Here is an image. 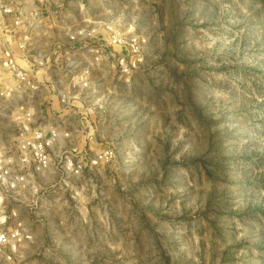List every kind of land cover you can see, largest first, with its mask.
I'll return each instance as SVG.
<instances>
[{
	"label": "rangeland",
	"instance_id": "374dc122",
	"mask_svg": "<svg viewBox=\"0 0 264 264\" xmlns=\"http://www.w3.org/2000/svg\"><path fill=\"white\" fill-rule=\"evenodd\" d=\"M123 17L150 52L92 117L116 155L41 183L20 211L32 241L0 264H264V0H135Z\"/></svg>",
	"mask_w": 264,
	"mask_h": 264
},
{
	"label": "built area",
	"instance_id": "2783aa9c",
	"mask_svg": "<svg viewBox=\"0 0 264 264\" xmlns=\"http://www.w3.org/2000/svg\"><path fill=\"white\" fill-rule=\"evenodd\" d=\"M135 0H0V254L10 260L34 232L20 217L43 182L112 161L93 118L116 83L146 65L149 37L123 10ZM93 115V116H91ZM55 178V179H56ZM56 182V180H55ZM66 183V182H64Z\"/></svg>",
	"mask_w": 264,
	"mask_h": 264
}]
</instances>
